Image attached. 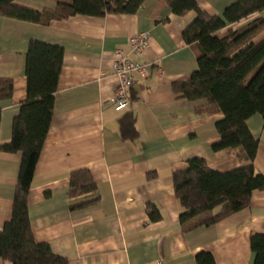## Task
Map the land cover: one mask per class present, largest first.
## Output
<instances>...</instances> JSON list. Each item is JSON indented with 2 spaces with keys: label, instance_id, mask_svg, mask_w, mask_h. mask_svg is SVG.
Instances as JSON below:
<instances>
[{
  "label": "crops",
  "instance_id": "obj_1",
  "mask_svg": "<svg viewBox=\"0 0 264 264\" xmlns=\"http://www.w3.org/2000/svg\"><path fill=\"white\" fill-rule=\"evenodd\" d=\"M72 1L16 3L42 12ZM237 1L196 0L211 17L222 16ZM196 18L195 12L176 16L158 0H146L135 15H78L48 25L0 17V80L13 83L12 98L0 101V144L11 142L13 122L27 99L30 43L64 49L54 116L28 206L36 242L48 244L68 264H197L200 253H210L215 264H254L250 239L264 235V190L253 193L248 208L216 224L200 223L221 209L180 224L174 173L186 170L194 158L220 173L248 164L241 149L213 151L221 139L216 124L223 114H200L208 106L206 100L192 102L174 92V85L188 82L198 69ZM256 19H264V11L217 36ZM141 33L150 34L149 47L132 59L149 65V72L145 79L138 77L129 90L128 107L117 112L114 53H128L129 40ZM129 114L136 118L135 142L124 141L120 134L119 121ZM247 126L258 143L254 168L264 176V120L254 115ZM21 163V153L0 152V231L12 218ZM79 170L90 171L99 202L72 210V204L91 197L70 198V177ZM150 205L160 220L151 221ZM0 264L11 263L0 259Z\"/></svg>",
  "mask_w": 264,
  "mask_h": 264
},
{
  "label": "trees",
  "instance_id": "obj_2",
  "mask_svg": "<svg viewBox=\"0 0 264 264\" xmlns=\"http://www.w3.org/2000/svg\"><path fill=\"white\" fill-rule=\"evenodd\" d=\"M16 1L0 0V17L48 25L78 15L96 18L135 15L146 0H73L71 4H59L54 10L42 12L19 6ZM158 1L164 2L176 16L197 14L198 69L188 82L174 85V92L188 101L206 100L208 106L199 110L200 114H223L224 119L216 124L221 139L213 145V151L241 149L248 162L239 169L220 173L210 169L204 159L194 158L188 161L186 170L173 174L174 191L182 207L180 224L185 226L221 209L216 216L200 223L210 226L248 208L253 193L264 190V176L254 168L258 143L247 126V120L254 115L264 120V19H256L241 29H231L223 37L217 36L227 27L263 12L264 0H239L220 17L203 12L196 0ZM63 64L62 47L39 41L30 43L26 57L27 99L13 122L11 142L0 144V152L22 154L12 218L0 231V259L11 264H68L48 244L36 242L28 206L36 167L54 116ZM12 95V81L0 80V101L10 100ZM1 118L0 112V127ZM119 124L124 141L138 140L133 114L123 117ZM97 190L90 171L73 172L70 198L91 197L72 204L71 209L97 204ZM148 211L151 221L161 219L155 206H148ZM250 245L254 264H264V235H253ZM196 263L215 264V261L210 253H200Z\"/></svg>",
  "mask_w": 264,
  "mask_h": 264
},
{
  "label": "built area",
  "instance_id": "obj_3",
  "mask_svg": "<svg viewBox=\"0 0 264 264\" xmlns=\"http://www.w3.org/2000/svg\"><path fill=\"white\" fill-rule=\"evenodd\" d=\"M151 36L149 33H141L129 40L130 51L128 53L117 50L114 53L113 70L119 80L118 88L113 99V105L117 112L124 111L129 103V90L138 82V77L145 79L148 75L149 65L141 64L132 57H141L149 47Z\"/></svg>",
  "mask_w": 264,
  "mask_h": 264
}]
</instances>
